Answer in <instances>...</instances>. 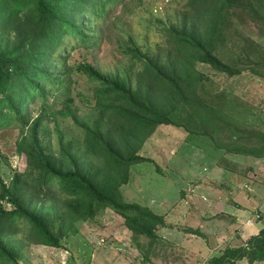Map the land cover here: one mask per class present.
Segmentation results:
<instances>
[{"label":"trees","instance_id":"obj_1","mask_svg":"<svg viewBox=\"0 0 264 264\" xmlns=\"http://www.w3.org/2000/svg\"><path fill=\"white\" fill-rule=\"evenodd\" d=\"M121 1L0 0V128H18L20 155L11 179L0 178V264H18L19 247L2 235L5 228L13 231L18 219L27 225L29 241L61 246L66 229L76 231L74 220L91 219L105 208L122 218L149 260L158 227L169 225L166 215L124 199L120 186L129 180L132 163L152 160L139 149L159 124L211 138L212 125L228 130L230 141H219L227 152L264 156V131L253 121L240 126L241 112L220 108L225 94L208 89V76L194 66L206 63L227 75L250 69L264 77V47L244 28L252 24L264 33V0H185L179 21L163 27L168 46L143 48L131 35L121 41L136 73L127 66L106 71L93 62L101 44L98 20ZM77 72L92 82V98L82 97L94 106L87 119L72 105ZM48 94L57 97V108ZM57 115L81 127V146L67 139L56 121L57 150L47 143L44 119ZM252 125L256 128L249 129ZM243 258L246 264L264 263V225L246 239L225 243L206 264H237Z\"/></svg>","mask_w":264,"mask_h":264},{"label":"rangeland","instance_id":"obj_2","mask_svg":"<svg viewBox=\"0 0 264 264\" xmlns=\"http://www.w3.org/2000/svg\"><path fill=\"white\" fill-rule=\"evenodd\" d=\"M184 8L185 0H122L115 4L106 17L98 20L101 44L93 62L106 71L128 67L136 73L133 60L120 50L121 41H128V35H131L143 48L155 50L160 43L162 47L168 46L163 27L177 23L185 13ZM244 28L264 47V33H257L252 24ZM194 66L208 76V89L222 90L221 93L225 94L226 102L220 108L235 115L237 111L241 112L238 116L245 122L241 121L240 126H247L252 121L260 129L264 126L263 76L250 69L227 75L202 62H195ZM71 86L75 97L72 105L80 116L87 119L94 106L86 104L82 97L92 98V82L77 72L72 74ZM47 99L55 103L54 108L60 105L53 94H48ZM31 108L33 115L36 110L33 106ZM55 121L67 139L76 147L82 145L81 127L69 116L57 115L55 120L44 119L47 129L44 137L54 150H57ZM210 126L212 138L174 124L157 125L139 149L152 160L132 163L129 180L120 186L124 199L148 204L166 215L169 225L158 227L157 242L153 244L156 249L149 260L144 261L145 249L138 248L132 240L122 218L112 209L105 208L91 219L74 220L76 231L66 229L61 246L29 241L27 225L18 219L13 231L5 228V235L2 233L5 239L9 238L19 247L18 264H206L209 256L218 253L225 245L212 237L213 233L223 231L225 234L227 231L226 223L222 230L220 216L211 214L215 209L212 194L226 181L223 174L225 163L220 158H228L231 162L245 156L242 152H227L219 141H230L228 130L215 131ZM17 136L18 128L14 124L0 128V178L7 182L19 167ZM263 177L260 175V179ZM26 179L30 184V177ZM28 190L29 195L31 186ZM249 217L255 225H264V213L261 218H256L249 209ZM189 228H198L202 234L193 233ZM237 264H246L245 258ZM254 264L264 263L255 261Z\"/></svg>","mask_w":264,"mask_h":264},{"label":"crops","instance_id":"obj_3","mask_svg":"<svg viewBox=\"0 0 264 264\" xmlns=\"http://www.w3.org/2000/svg\"><path fill=\"white\" fill-rule=\"evenodd\" d=\"M263 128L264 126L261 128L264 131ZM244 155L239 161L230 162L228 158L225 159L223 174L226 181L220 184V187L212 194L215 197L211 198L215 208L211 214L220 216L222 230H224L226 223L227 231L225 234L223 231H216L212 236L220 239L222 246L223 243H228L232 239L235 242L239 238L246 239L263 226V224L255 225L254 222L248 223L246 219L250 218L249 209L253 212L259 211L261 217L264 213V177L260 179V175H264V156L245 153ZM261 172L262 174H260ZM244 184L247 185L244 186ZM225 189H228L227 193ZM243 189L247 190L248 193H244ZM154 210L159 212L157 209ZM199 251L201 250L199 249Z\"/></svg>","mask_w":264,"mask_h":264},{"label":"clouds","instance_id":"obj_4","mask_svg":"<svg viewBox=\"0 0 264 264\" xmlns=\"http://www.w3.org/2000/svg\"><path fill=\"white\" fill-rule=\"evenodd\" d=\"M256 213H258V216H256ZM254 215H255L256 218H260L261 217V213L259 211H254ZM246 222H248V223L250 222L251 223L252 221H251L250 218H248V219H246Z\"/></svg>","mask_w":264,"mask_h":264},{"label":"built area","instance_id":"obj_5","mask_svg":"<svg viewBox=\"0 0 264 264\" xmlns=\"http://www.w3.org/2000/svg\"><path fill=\"white\" fill-rule=\"evenodd\" d=\"M256 216H258V213H256Z\"/></svg>","mask_w":264,"mask_h":264}]
</instances>
